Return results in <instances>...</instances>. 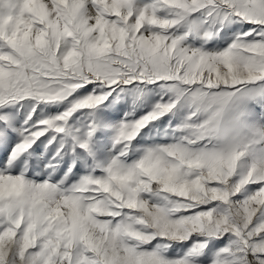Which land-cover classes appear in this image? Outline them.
I'll return each instance as SVG.
<instances>
[{"label":"snow or ice","instance_id":"1","mask_svg":"<svg viewBox=\"0 0 264 264\" xmlns=\"http://www.w3.org/2000/svg\"><path fill=\"white\" fill-rule=\"evenodd\" d=\"M0 264H264V0H0Z\"/></svg>","mask_w":264,"mask_h":264}]
</instances>
